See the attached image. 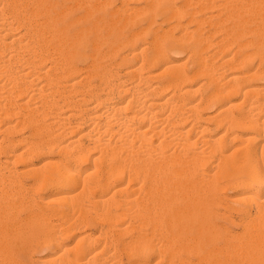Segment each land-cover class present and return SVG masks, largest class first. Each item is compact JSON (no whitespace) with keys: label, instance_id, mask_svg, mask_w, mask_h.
<instances>
[{"label":"bare ground","instance_id":"1","mask_svg":"<svg viewBox=\"0 0 264 264\" xmlns=\"http://www.w3.org/2000/svg\"><path fill=\"white\" fill-rule=\"evenodd\" d=\"M3 1L0 0V2H1L0 3V52L2 51L4 53H6L5 52L6 48H9L8 49L9 52H8L7 58L4 57V53H1V54H3V56L0 55V76H5L4 77L5 81H4V79H2L3 81H1V82H3V83L0 82V87L3 88V86L6 87V86L10 85L7 88L8 93L5 92L4 94H5V96L7 94H8V96H10V99L8 100V102L10 104H12V106L6 107V108H8V109L5 108L6 110L1 109L2 112H0V116L3 118V116L6 117L9 115V117L12 118L13 115H11V111L18 109V107H17L13 110L12 109L14 107L13 105L16 104L17 106H24V107H26L25 105H27V108L29 111H26L27 108L25 109V111L28 112V114H27L28 117H26V115H22L21 116L22 117L21 122H28L31 124V126L34 125L33 129L37 130L40 126L38 127V125H36L35 123L37 121H39V120H37L38 119L37 115L41 114L42 111L40 110V108L42 106L41 107L38 106L39 111H41V112L38 111V108L36 106L39 102H36L37 104L35 106L33 105V107H31V106L29 107V104H30L29 102H30L31 97L34 95L35 96H41L43 98V101L40 100L41 101L40 103H43V104L45 103L47 106H48V104H52V103H50V100L45 97L48 95H46L47 92H45L44 85L48 84L47 85V87L49 86L48 89L49 90L51 89V92L52 91L54 92V90H52V89H55V92H56V89L57 90L59 89V85L61 84L60 82L62 81V78H64V77H66L65 79H68L67 81H70V82H68L69 87L74 85L75 83H78V86H76V84H75V88L76 87L78 88L80 86V90H81V92H79L80 96L78 98V101L75 102L76 104L74 107L70 106L72 104H70V105L68 104L71 102L67 103L68 107H67V105H65L67 107V110L70 108L75 109L76 105L79 101H81V102L82 101L83 102L84 101H87V102L92 101V102H91V104H89L90 106H88V107L84 106V104H83V107L84 108L86 107V109H88V111L91 112V114H89L90 117L87 118V116H88L87 115L88 113H87L86 114L87 116H84L82 118V121H80V119H77L78 122H76L74 119V121L76 123H71L72 124V125L70 124L71 128L69 127V128L65 129V130L68 129L70 132V129H73V128L76 129V127L77 128L83 127V125L87 122L88 123L87 130H85V132L83 130L84 136H88L87 138H85V140L88 139V141L86 140L87 143L86 142L85 143L80 142L81 140H79V138H80V134L82 133L81 132V133H78L79 137L76 135L77 136V137L75 136L76 138L75 137H73V138L71 137V139L68 138L69 141L67 139V141L65 143H62L60 145L56 144L55 140H49L48 141L46 139V142L47 141L50 142V143L47 142L48 144H45L46 142H44L43 144L40 142L41 144H38V142H35V140H34V142H35L34 144H32L33 143L32 142L30 144L31 146L30 145L28 146L29 143H27L26 146L24 145V147H22V150H19L16 148L15 144L12 143V142H14L13 140H12V142L11 141L8 142L6 140L8 143L5 144L4 143L5 141L3 140L5 138L1 137L2 140L0 138V152L2 150V153L4 151L6 153V155L4 158L0 157V176H3L5 173L4 172L5 170L2 167H7V168H11V166L13 167V165H15L17 160L20 161L26 157L27 153L29 154V150L32 151V153H33L34 151L39 152L40 150L46 151L47 149L49 150V149H52L56 146V148H54V150H55V149H57V147L60 146L59 148L62 151V155H61L62 157H60V158L58 157L59 159H55V157L54 158L48 157L44 163L47 164V166H48V164H50L49 166H52V169H51V167L50 168L47 167V169L49 171L47 172L44 170L43 174L44 175L46 174V176H42L43 174L40 175V172H39L38 173L39 178L41 176V178L44 179V181H45V178H47V177H51V176H53V178H54V176H57V178L60 177V178H62L63 182L66 185L79 188L78 194L83 193V196L86 192H89V191H92V193L95 192V191H93V189H97V190L101 189L102 194L99 192H98L99 194H97V192L90 194V192H89V194L91 195L90 197L93 199L94 203L97 204L96 206L99 208V209H97V207H96V210L99 212V210L102 209V212H101V210H100V212H101V216L103 218L97 217V216L96 217L100 218L99 220H102V219L104 220V218L107 219L106 221L108 222V224L112 222L113 223V224H111L112 227L114 226L116 220H120V222H121V219H122V222H121L122 226L118 225L120 227H117L118 221L115 224L116 227L118 228V230H116V228H115V230L118 232V234H119V230H120V233H122V234H123V232L129 233V227H131V226H133V228L134 227L138 228V230L140 229L139 231L134 230V231H136L135 232L136 235L133 234L134 236L132 238L129 237L130 238V239H128L129 241L125 240L128 238V236L127 237L125 236L126 238L123 239V241H121L122 243L126 241L125 245L123 243V246H125V247L121 246L122 243L119 245L122 248H118L119 246L116 247L117 249L113 247V249L116 250L115 251L116 253H113V251H109V249H107L108 247L106 248L107 250L105 249V251H103L104 246L100 250H98L99 248L97 249L95 247H94L95 249H93L90 241L86 242V244H85L84 242L81 241L82 239H79L81 235L78 236V239L76 240L77 242H75V245H71L72 247L70 246V248H67V246H69V245L61 246L60 241L62 239L59 240L60 236H57V237L55 236L56 238L55 237L51 238V241L53 242V244L55 246H58V247L61 246L62 247V249L59 250L58 254L55 253L57 256V259L60 258L59 264H61L62 262L64 264H144V263L146 264L147 261H149L150 259L149 260L144 259L143 256H145V254L148 253L150 250L151 251L153 250L152 248L155 245V242H153L154 245L151 243L150 240L152 238L150 239L147 237L151 233H149L148 230H146L148 232V234H147V232L143 231V230H145L143 228H145V226H148V225L151 226V224H152L151 231H155L156 227L159 228L160 226L161 227L164 226L163 228H164V230L166 229V233H167L166 240L163 239V241H165V243L163 244L160 241V243L163 246H161L158 242V244L160 246L157 247V249L159 251V252L158 251L157 252L160 253V254H158V256H161L160 261L163 260L164 258H166V257H164V255L167 252L169 255L168 260H174L177 257V260H175V261L178 264H264V242L258 241L261 238L260 236L264 237V232H263L264 228L261 231L259 230L258 233H256L255 230H253L255 234L249 232V230H248L249 237L242 238V236L240 237V233L233 232L234 229L230 230L226 225H223V223L221 225V224L216 223L215 222L216 220L214 221V218L221 214L219 209L217 210L218 204L220 202H222L221 201L222 199L220 200L221 196L219 197V195H218V191H222V189L224 187H225V189H227L226 186H229L231 184H233V186H234L237 184L236 186H240V185L245 186V189L249 188L248 190H250L253 187L252 185H254V183H255V185L256 184L260 185L259 187L264 189V160H263L264 159L263 158L264 157V141H262L261 143H258V144L255 143L256 144V145H254L255 147H253V146L250 147L248 145L250 148H246L244 145V144H246L245 142H248V141H244V143L241 141L242 143H239V145L236 144V147L234 146L233 147L234 149L233 148L231 149L232 153H227V152L225 153L224 152V148H225L224 147L225 146L224 141L225 140H226L225 142L228 141V143H226V145H227L230 143L229 141H234L236 139L234 136H237V138L239 137V139L242 138L241 135L239 136L238 134H236V132H233L234 130L232 131V129H237L239 127H241V128L248 127V128H250L249 129L250 131H251V129H254V132L256 131L255 135L256 136L258 135L257 137L262 136V135H260L261 134L260 132L263 131V129H264V115H262L264 112V109H262L263 108V103H262L263 100L262 99H264V84H262L263 86L261 85L262 87H260L259 84H257L258 87H256V84H253V82L251 81V78L254 76H257L258 74H260V72L264 73V0H244L245 1L244 4L242 3L243 1H241V2L239 1L245 7L244 8L242 4H239L240 8H242V7L244 8V12L241 9L237 8L238 5H233L232 1L228 2L229 0L228 1L224 0L225 3L221 0H220L221 2L219 1L220 3L219 2L216 3L217 1L215 2V0H197L195 2H193V0H189V1H192L193 3H196V6H198L196 8H199L197 10L192 8L193 10L190 9L192 12L188 13V15H191V17L190 16L188 17L189 18L188 20H190V22L193 21L194 23H196V25H197L196 28L200 27L205 22H207V23L209 22L210 24H212V22H214L212 25L213 26L215 25L216 29H217L216 26H220V25L227 27V25H226L227 18L226 17H228V19L232 18L233 21L235 22V23L232 22V24L234 23V28L236 25L235 30H237V31H235L234 33H232V35H230L231 36L230 37L231 42L229 40H227V42H224V39L223 40L221 39L222 37L220 38L221 40L215 41L216 42L215 50H213L210 53L208 52L209 54L204 53V50L206 49V47L204 50H203V48L205 45H209L212 43L211 38H213V36H214V35L212 36L213 33H210L211 38H209L208 35H206V37H205V35L202 34L203 32L198 33L197 34L198 36L196 35L197 38L195 37L197 42L195 41L196 43L194 44L190 54L188 55V58L186 56L187 59H185V61H182V62L179 61V63L185 62L184 66H182V64H179L177 62H173L174 61V60H172L173 58L171 59V57L166 55V52H167L166 47L168 46V42L165 43L166 42L165 40H167V38L170 37V36L169 37L167 36L168 33H166V32L170 31L169 29L171 27H173L171 24H174V26H175V24L177 26L180 25V29L183 28L181 30L182 31L181 34H183V35L185 33L189 34V32L191 34L192 33L191 31L194 30L191 27H190L191 28V30H190V28L186 24H183L182 19L180 18V16L183 15L182 12L185 10V7H184V9H182V8H180V7H182V5H181L179 7L180 12H178L179 11L177 9L178 5L175 6L174 5L175 3L173 4V0H159V1H157V0H151L150 1L149 0V2L147 0L146 5L143 8L142 7L136 8L138 5L137 6L135 5L136 6L135 8H132V7L130 8L129 4H128V5H126L128 7H126L125 5L122 6L123 9L125 6L124 10L119 5L118 9L109 10L110 13L107 12L109 14L106 16L103 14L104 11L102 12V15L99 14L97 16L96 20L95 19L93 20L92 25L88 27V30L84 29L83 30L84 32H81V30H80L79 32H81V33H76L73 35V37L71 35V38H68V36H67L66 38L69 39V41H68L69 44H65V45H68L67 47H64L65 45L63 46L64 42L61 44L59 43L60 46H57V47L58 48L61 47V49L63 51H66V54L64 53L65 56L63 54V61L61 60V61L57 62V64L60 63V64H58V66L57 65H55V66L50 65V67L47 66L48 68L46 67V70L42 69L43 68L42 67L43 66L42 60L44 58V54H41L40 51L38 50V48L40 47L39 49L43 50V49H41V47H42L41 44L45 43V39H46V33L45 32H48L46 29H48V30L50 29L52 31L50 33L55 34L54 36H56V33L61 35V32L63 33V30L66 29V28H64L65 26H63L65 24H63V25L61 24L62 27H57L56 26L57 23L55 22L57 20H55V21L52 20L51 21V22H53L52 24H51V22L48 23L46 21L47 26H42L43 24L41 23L42 24L41 26H39V27L37 26V27H33V28L29 29L30 33H31V37H32V38L30 37V40L33 39V37H34L37 39V40L34 39L35 42L40 43V41L42 39L44 41L42 43H40L39 46H37V49L34 47L35 44H33L32 47L34 48V50H33L34 54H32V55L29 54V57H28V51H29L28 48L32 45L31 44L32 42L30 43L31 45H28L29 44L28 41L30 42V40H28V23L26 25L22 24L23 30H18V26L21 25L22 17H26V19H28V14H25L27 10H24V15H22L21 9L23 8L25 3L27 6V4L29 2H28V0H10V1L6 0L7 3L5 1L4 2ZM45 1L44 0L42 1L43 5H44V3H46ZM127 1H131V0H127ZM156 1H157V3H156ZM170 1L172 3H169ZM184 1H183V4H184ZM187 1H185V4L187 3ZM189 1H188V3L192 5V3ZM20 2H23L24 4L23 3L20 4ZM53 2L54 1H52L51 3H53ZM102 2H103V0H102ZM144 2H145V0H144ZM165 2H166V4H165ZM37 3H36V5H37ZM229 3H231L233 5V7ZM245 3H246V5H245ZM228 4H229V6H231L233 8V11L231 8L232 13L229 10V11H227V15H226V13H225L226 11L223 12L225 9L222 10V8H227V7L230 8L228 6ZM21 5H22V7H21ZM78 5H79V3H78ZM171 5L172 6L174 5L175 7H172ZM26 6H24V9H27ZM37 6H35V7L38 10ZM184 6H186V5H184ZM120 8L122 9V11ZM212 8H217L216 10L219 9L218 12L217 11L215 12L216 15L214 12L209 14V12H212L211 11ZM228 8L226 10H228ZM50 9H52V8H50ZM181 9H182V12H181ZM237 9H239V10L236 14ZM168 10H170V12ZM240 10H241V12H240ZM167 11L169 12L167 14L168 18L171 17L172 19H175L176 21L174 20L175 22L171 23V24H169V22H168V24H169V26H167L168 28H164V27H162L161 24H159L158 27L164 29L163 33L157 34L159 32H156L157 30H155L154 35H153L154 37H152L153 39L151 41L146 42V43H148L147 45L143 44L142 47H139L140 45H138V43L143 39L145 34H147V31H152V29H155L153 27L151 29L150 28L151 25H153V24L156 25L155 23H157V25H158L159 22H157V20H156V15H158V16H160V14L163 15L162 13H165V12L167 13ZM202 11H203V16L201 15L198 18L197 15L199 14V12H202ZM60 12H61V10H60ZM222 12L225 13V14H222L223 16L221 15ZM228 12H230V13H228ZM38 13H40V11ZM61 13H63V11ZM61 13H60V16L63 15ZM88 13H90V10H88ZM218 13L221 17H219ZM139 15H141V16L143 15V18H144V16H146L145 19L147 20V23H146L147 26H142V27H138L135 29V28H133V22L136 20V18ZM216 16L219 17V20H216V18H215ZM32 17H34V16H32ZM31 18H30V20H31ZM58 19H60V18H58ZM71 19H74V18L72 17ZM166 19H167V17H166ZM69 20H70V17H69ZM71 21H73V20H71ZM71 21H69L70 24H71ZM161 22H163V21L161 20ZM231 28H233V25ZM232 30L233 29H231V31ZM226 31H228V30H226ZM231 31H229L230 34H231ZM64 32H66V31H64ZM71 32H69V33H71ZM74 32H77V31H73V33ZM73 33H71V34H73ZM86 33L88 36V40H89V36L92 35V40L90 43L92 45V47H91L92 52L90 53L92 55V58H91L92 61H91L90 65H88V63L86 64V65H88V68H90L88 71H86V74L83 72L84 74L80 75V77H82V75H83L84 78L87 80L86 82L84 81V83H83L84 79L83 80L80 78L78 80L76 78L74 79V77L76 75V70H77L76 66L77 65L76 64L74 65V63L72 62V59H73L74 54L76 53L75 52V46H77L79 43H81V41L84 40ZM190 34H189V36H190ZM9 35H10V39H7V37H9ZM172 35L173 34H171V36ZM179 35H180V33H179ZM179 35L177 36V38L182 36V35H180V36ZM224 35H223V37H225ZM246 35L251 36V38H249V37L244 38ZM62 36H63V34H62ZM62 36H59L60 39L62 38ZM56 38H58V37H56ZM38 39H40V40H38ZM60 39H58V40H60ZM185 39H187V38H185ZM215 40H217V39H215ZM56 42H57V40H56ZM44 46H45V44H44ZM137 46L140 49H138ZM212 46L213 45H211L210 47H212ZM32 47L30 49L31 51H32ZM46 47H47V45H46ZM129 47L131 48L130 51H128ZM179 47H180V45H179ZM233 47H235L234 52H233V50L231 51V49H233ZM249 47H253L256 50L252 49L250 51V50H248ZM42 48H44V47H42ZM47 49H45V50H47ZM137 49H138V51H137ZM125 50H127L128 52L126 51L127 53H125L124 52ZM59 52H62V51L60 50ZM30 53H33V52H30ZM80 53H81V51H80ZM219 53H220V55H219ZM217 54H218V56L215 57V55H217ZM256 54H257V56L260 57V58H258V60L259 59L260 60H259V65L257 64V66L255 67L254 62H253V59L255 57H253V55H256ZM107 55H108V57H105ZM52 56H54V55H52ZM131 56L132 57L138 56V57H140V60H138V62H136V65L128 66L129 68L124 69L125 71L123 70V72H125L128 75L126 77H130L129 74L131 75V73L134 74V79L129 78V79H131L130 80L131 85L129 86L127 84L128 87H126V86H124L125 84L122 85V83L126 79H124V81L123 80H117V79H119V77L116 78L115 76L118 73L117 72L118 68L116 71H114V70H115L116 66L119 64H126V65L130 64V65H132L133 62L131 61V58H132ZM192 56L194 57L195 61L191 67H188L189 68L188 69L185 64H186V61L188 59L190 60V57H192ZM210 57H212V58L213 57H215V58L220 57L222 59L220 62L230 64V66L226 65L227 67H225L226 69L228 68L231 70V73H230L229 77L227 78L228 80L226 81V83H224V82L221 83V85L220 84H214L212 86L211 90L209 92L207 91L208 93L205 96L201 95L200 98L198 96V99L189 98L190 96L187 94H190L192 91H195L194 89L191 88L190 85L192 82L191 78L193 76H195L196 74H204V75L209 74V76L211 78L210 81L216 82L215 81L216 76L214 74H212V71H211V73L208 72V67H210L211 65L209 64L210 62L208 63L207 58L210 59ZM14 58H16L17 59L16 61H19V63L22 62L21 63L22 65L18 64V65H20V67H18L17 70H15L16 68L13 69V70H15L13 72L11 69H8V66H9L8 64L11 63V62L10 63H8V62L11 59L13 61ZM101 58L102 59L105 58L103 64L100 60ZM107 58L109 60V61L107 60L108 62L106 61ZM215 58H213V61ZM183 60H184V58H183ZM210 61H212V60H210ZM218 62H219V60H218ZM14 63H15V61H14ZM104 63H106V64H104ZM54 64H56V63H54ZM214 64H216V63H214ZM161 65H163V67L160 68L162 70L161 71L159 70L157 73H155L156 72L155 69ZM212 65H213V63H212ZM218 65L220 66V64H218ZM216 66L217 65H215V67ZM77 67H80V66H77ZM82 67H83V65H82ZM84 67H86V66H84ZM223 67L224 66H222V68ZM225 68H223V70ZM209 69L211 70V68H209ZM221 69H220V71H222ZM226 69L224 70V72L225 71L227 72L228 69L227 70ZM9 70H11L12 72H10ZM120 71H121V69H120ZM216 71H218V70H216ZM220 71H219V73H220ZM213 72H214V70H213ZM40 73L44 74V76L46 77L47 84H45V83H42L43 85L37 84L38 85L37 87H35L36 85L34 84L35 86L32 87L33 88V90H32L31 87L29 86V84H27L29 82L28 77L31 75H32V77H33V75L36 77H40L39 76ZM215 74H217V73H215ZM220 74H219V77H220ZM204 75H201V76H204ZM90 78H95L94 79L95 81L93 82L91 80H88ZM70 79H72V82ZM208 79H209V77H208ZM217 79H218V77H217ZM32 80H30V83H32L34 81V80L33 81ZM74 80H76V81H74ZM151 80H156V81L154 82ZM204 80L205 79H203V81ZM150 81L154 82V84L149 85ZM127 82H129V81H127ZM57 84H59L57 86L58 88L55 87ZM65 84L63 83L62 86H64ZM121 86H123V87H121ZM27 87H28V89H31V91H33V92H30V93H32L31 94L32 96L28 95L29 98L28 97L24 98L22 96L23 98H21L19 100L20 102L19 101L17 102V100H15L18 96L15 97V99H13L14 94H18V93L22 94V92H25V89H27ZM62 88H64V87H62ZM165 88L169 89V95L167 97L165 96L166 98L164 100H162V98L157 99V98L153 97V94L155 96L157 93L163 92V89L165 91L166 90ZM49 90H46V91H49ZM71 90L72 89H70V91ZM77 90H79V88ZM2 91H3V89H2ZM27 91H29V90H27ZM72 91H74V90H72ZM238 91L240 93H243L244 96L242 95V99H243L242 102L243 103L246 102L248 104L247 105L248 109L247 110L245 109L246 112H244V111L239 112L240 114L238 113V115H235L234 112L231 113L230 107L232 106V104H231L230 100H231L232 94H234ZM57 92H61V90H59ZM62 92L60 93V95L62 94ZM65 92H68V91L66 90ZM74 92H71V93H74ZM122 92H125V93L130 92V93H128V95H131V96L127 97L128 99L123 98L126 101L124 103H122V101L120 100L121 94L124 95V93H122ZM28 93L26 92V94H28ZM36 93H39V94L37 95ZM75 93H78V91ZM176 94L179 95V97L177 99L174 98V96ZM250 94L251 95L255 94V96L251 97ZM60 95H59V97H60ZM63 95H64V93H63ZM157 95H159V94H157ZM185 95H187L189 97H186ZM260 95H261V98L263 97L262 99L259 98ZM49 96H51V95H49ZM76 96H78V95H76ZM64 97H65V95H64ZM123 97H125V96H123ZM176 97H177V95H176ZM33 98L37 99L38 97L37 98L33 97ZM52 98H53V95H52ZM75 99H76V97H75ZM4 100H6V99H4ZM13 100H15V102H13ZM64 101L66 102L65 98H64V100L61 99L60 104L64 105ZM70 101H72V100H70ZM169 101L171 102L170 105L168 104ZM31 102H33V99H31ZM53 103H54L53 105L59 106V109L61 110V112H62V108H63V110L66 109V108H64L65 106L64 107L61 106L62 108H60V105L57 102L56 103L53 102ZM5 104L6 103L3 102L1 105H5ZM236 104H238V103H236ZM39 105H41V104H39ZM99 105H102L101 109L99 108L98 109L99 111L95 110L97 108V106H99ZM217 105H218V108H216L217 110L215 109L216 111H213V113L214 112L215 113L211 114L210 116L206 115L207 117H205L203 119H206V118L212 119L215 124L219 123L220 121L221 122L223 121L227 125V127L225 129V126H226L225 125L224 131H219L220 135L219 134L216 135L217 137L212 135L213 136L212 137L210 135H206V133L210 132L209 131L211 129L210 127L206 126V124L198 125L197 119L205 116L204 115L205 113L204 112H203L204 114L200 113L198 116L195 115V117L193 115L196 114L200 110L205 111L206 108L210 109L211 107L217 106ZM147 106H150V108H152V109H147ZM50 107H52V106L50 105ZM50 107H48V108H50ZM181 107L187 108L189 110L188 111L189 113L192 112L191 114H193V112H194V114L192 116H193V120H196V121L189 119L191 116L187 115V111L185 108H184V110H185L186 114L184 116H182V118H179L178 110L182 111V109H180ZM239 107H241V106H239ZM36 108H37V110H36ZM55 108H57V106H55ZM77 109H78V113H81V111L79 112V107ZM83 109L80 107V110H83ZM42 110H43V108H42ZM15 111L17 112V110H15ZM20 111H18V112H20ZM25 111H22L21 113H23ZM37 111L39 112V114ZM44 111L45 110H43V113H45ZM49 111H51V110H49ZM55 111H58V110L55 109ZM250 111L251 112L253 111L252 112L253 114ZM1 113H2V115H1ZM17 113H15V115ZM66 113H68V112H66ZM69 113H70V115H73V112H69ZM78 113H76V114H78ZM46 114H47V112H46ZM74 114H75V111H74ZM181 114H182V112H181ZM18 115H20V114H18ZM65 115H67V114L64 113V116H62V118L68 116V115L67 116H65ZM174 115H175V118H174ZM40 116H42V115H39V117ZM44 116H46V115L44 114ZM1 117H0V121H1ZM54 117H56V116H54ZM16 119H19V118H16ZM57 119L58 118H56V120ZM182 119H184L183 122L187 119L191 120L193 122L189 121L191 123L188 122V124H186L185 122H187V121H185L184 123H182V121H181ZM51 120L50 121L53 122L55 120V118H53ZM61 120H59L57 122L61 123L60 122ZM200 120H202V119H200ZM16 121L20 122V120H16ZM54 122H56V121H54ZM62 122H64V121H62ZM179 122H181V125H179L180 124ZM221 122H220V125L222 124ZM47 123H48V121H47ZM69 123L70 122H68L67 125H69ZM206 123H207V121H206ZM3 125H4V123H3ZM203 125H205V126H203ZM223 125L224 124H222L221 126H223ZM13 126L14 125H8V127H6V125H5V128H7V132H8V130H10V127L12 128ZM20 126H18V127H20ZM23 126H24V124H23ZM41 126L45 128V126H43V125H41ZM65 126H66V124H64L63 128H65ZM215 126L216 125H214V127ZM15 127H13V128H15ZM18 127H17V129H18ZM40 128L38 131L42 130ZM47 128H48V126H47ZM74 129H73V131L71 130L72 133L75 131ZM239 129H237V130H239ZM4 130H3V132H4ZM65 130H63V131H65ZM244 130H246V129H244ZM55 131L58 133L57 130H55ZM43 132H45V131H43ZM51 132H49V133H51ZM59 132H60V130H59ZM69 132H65L66 133L65 135H67V133H69ZM252 132H253V130H252ZM4 133H6V131ZM40 133H41V135L40 134L39 135L41 136V138H42V136L43 137L46 136L45 138H49V135L47 136L45 133H42V132H40ZM47 133H48V131H47ZM60 133L62 135L64 132H60ZM69 134H71V133H69ZM211 134H212V132H211ZM55 135L58 136V134H56V133L54 134V136L51 134L52 137H56ZM82 135H83V133H82ZM242 135H243L242 139H246V140H249L252 136V134H250L251 136L249 135L250 137L248 135H246L247 137H244L245 136L244 134H242ZM255 135L253 134V137L251 139L253 140L255 138V141H256L257 138ZM1 136H3V135H1ZM20 140L22 141V139H20ZM58 140H60V139H58ZM18 141H19V139H18ZM43 141H44V139H43ZM61 141L62 140H60V142ZM56 142H58V141H56ZM240 144H243L244 146H242ZM250 145H251V142H250ZM241 147H245L246 149L244 150V148H241ZM28 148H30V149H28ZM240 148L242 150H244L243 155L241 154L242 151L241 152L239 151L240 154L237 151V153H238L237 156L240 155V157L239 158L234 157L236 155V154L234 155V152L238 149L240 150ZM52 150H51V153H52ZM231 150H229V151L231 152ZM216 153L218 154L217 159L214 156V154H216ZM207 156H209V159H211V161H212V158H210V156L211 157L214 156L215 159L214 158L213 159L216 162L214 160L212 162L209 160L211 162V165H209ZM255 157H256L257 161H258V159L259 160L261 159V162H259L258 164L253 166V165L249 164V162L251 163V160L255 159ZM89 158L92 159L89 166L83 170H80L81 163L83 161L88 160ZM231 158H233V159L231 160ZM200 162H202L201 165H199ZM213 162H215V163H213ZM42 166L45 167V165H43V164H42ZM1 168H2V170H1ZM15 168L13 167V169L12 168L11 169L14 170V172H17V169L15 170ZM33 168L32 169L30 168L31 171H33ZM213 169H214V172H213ZM34 170H35V168H34ZM41 170H42V168H41ZM219 170H220L221 174H220ZM9 171H7V173ZM24 171L27 172V170H24ZM12 172L13 171H11L10 176L8 175L9 177L6 180V182L0 181V200L2 199V201H0V202L7 200V201H9V202H7V205L9 206V208L13 207V209H14L17 207V203H15V201H13L11 197H14V195L16 197L19 194H16V192H15L16 190L14 189L15 188L14 186H13L14 188H12V189H14L13 192H11V189H10L11 185L9 184L10 188L8 186V183H10V182L13 183L14 179H15V181L17 180L16 179L17 174L14 176V174H13L14 172L13 173ZM217 172L219 174H216ZM7 173H5V175H7ZM216 175H218V177ZM214 176L217 178L220 177V180H222V179H224V180H222V182H221L220 180L215 179ZM3 177L5 178V176H3ZM41 178L38 179V181L40 182V185H42L41 182H43V180L41 181ZM38 181H37V183H39ZM220 182H221V185H220ZM17 183L15 182L13 184H17ZM43 184H45V183H43ZM220 186L222 188L219 190ZM38 187H40V186H38ZM111 187H113V188H111ZM230 188H231V186H230ZM261 188H259V190H255V189L252 190L251 192L253 194L247 193V194H245L244 197L247 196L246 199H248V197L256 199L255 197L259 196V198H260V196H261L260 194L262 193V190H260ZM26 189L27 188H25V190ZM245 189H244V192H245ZM23 192H20V193H23ZM219 194H221V193L219 192ZM63 195L64 194H62V196ZM223 196L227 197L225 194ZM64 197L65 198L71 197L70 199H72V197H74V195L68 194V196L64 195L61 198H64ZM87 197H88V194H87ZM87 197H86V199H87ZM244 197H240L239 199L240 200H241V198L244 199ZM232 198H234V197H232ZM232 198H230V200ZM9 199H11V200H9ZM262 199H264V196ZM23 200H24V198H23ZM61 201H62V199H61ZM249 201H251V200H249ZM262 201L264 202V200H262ZM217 202H218V204H217ZM253 202H256V201L253 200ZM5 204H2V205L4 206ZM68 204L70 206V203H68ZM216 204H217V206H215ZM228 204H230V202H228ZM261 204L262 203L260 202L258 205L260 206ZM25 205H26V203H25ZM219 205L221 206V204H219ZM254 205H255V203H254ZM0 206H1V204H0ZM8 206H7V208H8ZM222 206H225V205L222 204ZM259 206H257L256 209L259 208ZM263 206L261 205L262 210H260V208H261L260 207L259 209H257L258 210L257 212L255 211L256 209L254 207L250 206L251 209L249 211L247 210L248 212L246 213L247 218H245V216L243 215L239 218L240 221H236L238 217L236 219H232L230 221L232 223L239 224L242 221V219H244L242 222V223H244V225L242 227L247 231V229H249L253 225L260 223V221H264V208H263ZM74 207H75V203H74ZM74 207H73V210H74ZM225 207L228 208L227 206H225ZM225 207H223V208H225ZM7 208L5 211L8 210ZM70 208H72V206ZM234 208L236 210V207H234ZM241 208H243V207H241ZM252 209H255V210L253 211ZM1 210H2V208H0V219H1V222H3L2 216H4V213H6V212L1 211ZM3 210H4V207H3ZM231 210H233V209H231ZM251 210L253 212H250ZM79 211H80V209H79ZM13 212L14 211H12V213ZM17 213H18V211H17ZM76 213H78V210L76 211ZM223 213H224V215L226 214L225 211H223ZM60 214H62V213H60ZM9 215H11V214H9ZM224 215H222V216L220 215V216L224 217ZM9 217H11V216H9ZM23 221H24V219H23ZM38 221H39V219H38ZM109 221H111V222H109ZM7 222H9V221H7ZM34 222H35V219H34ZM63 222L65 225V221H63ZM18 223H21V222H18ZM45 223H46V221H45ZM45 223H44V225H45ZM3 224H4V222H3ZM3 224H0V236H1L0 237V255L3 253H6L7 255H5V256L8 257V255H9V257H8L9 259L7 258L8 259L7 262H6V260H4L5 261L4 262L3 261L4 258L1 257L2 260H0V261H2V263L4 262V264L5 263L6 264H17L13 260L14 258L12 255H13V253H15L17 251L16 248L18 245L17 244L18 241L22 242L23 239L25 240L26 236L28 237V233H25V229H24L25 227H23V226H26V224L25 225L23 224V226L22 225L19 226V225H17V223H15L19 227H14V228H12V227L10 228L9 227L10 225L8 226V224H4V225ZM118 224H120V223L118 222ZM1 225L3 227H1ZM233 225H235V224H233ZM21 226L23 228H21ZM52 226H53V224H52ZM44 227H46V226H44ZM47 227H50V226L47 225ZM69 227L68 228L66 227V228L69 230ZM66 228H65V230H67ZM104 228H106V227H104ZM257 228H259V227H257ZM100 229H102V228H100ZM113 229H114V227H113ZM126 229L128 231L125 232ZM68 230H67V232H68ZM131 230H132V228L130 229V231ZM100 231H102V230H100ZM112 231L115 232L116 236L118 235V234H116L117 233L116 231H114V230H112ZM112 231H110V229L108 230V232H112ZM156 231H157V229H156ZM160 231H159V233H160ZM251 231H252V228H251ZM105 232L104 233L107 234V231H105ZM70 233H71V231H70ZM100 233H102V232H100ZM153 233H152V235H153ZM250 233L252 235H250ZM25 234H27V235H25ZM55 234H57V233H55ZM46 235H48V234H46ZM102 235H104V234H102ZM162 235H163V233H162ZM97 236H98V234H97ZM145 236H146V239L143 238ZM157 236H159V235H157ZM257 236L260 237L258 240H257V238H258ZM30 237H32V236H30ZM62 237H63V235H62ZM104 237H106V235H104ZM107 237L109 238V236H107ZM151 237H153V236H151ZM222 238H224L225 241H223L221 243ZM27 239L28 238H26V240ZM32 239H31V241H32ZM49 239H47V240H49ZM143 239H145V240H143ZM147 239H148V241H146ZM105 240L107 241L108 239L106 238ZM110 240H111V238H110ZM31 241H29V242H31ZM35 241H37V240H35ZM38 241H40V240H38ZM79 241H81V242H79ZM142 241H145V242H142ZM24 242H22V243H24V245L26 247L27 242L26 241H24ZM110 242L112 243V241H110ZM148 242H150L151 244ZM158 244H156V245H158ZM106 245L107 244H105V246ZM108 245H109V243H108ZM25 247H24V250H25ZM27 247L29 248V246H27ZM101 247H102V245H101ZM259 247H261L262 250H259L258 249ZM21 248H23V246H21ZM91 248H92L93 253L91 252L92 254L89 255L86 252H87V250H89ZM155 248H156V246H155ZM15 249H16V251H15ZM157 249H155V250H157ZM257 249L259 251H257ZM192 251H193V254L195 255V258H194L195 260L192 258L193 254H190L191 256L188 254ZM111 252L113 253L114 256H112ZM153 254H154V252H153ZM96 255H97L98 259H97ZM124 256H126V259H124L125 258ZM29 257H31V256H29ZM109 257H112L114 260L112 258H109ZM94 258H96L97 260ZM108 258L111 260V262H109V263H108V260H109ZM146 258H148V256ZM30 259L32 260V258H30ZM155 261L159 262V261H157V259ZM171 262H173V261H171ZM170 264H173V263H170Z\"/></svg>","mask_w":264,"mask_h":264},{"label":"rangeland","instance_id":"2","mask_svg":"<svg viewBox=\"0 0 264 264\" xmlns=\"http://www.w3.org/2000/svg\"><path fill=\"white\" fill-rule=\"evenodd\" d=\"M1 1H3V0H1ZM6 3H7V1L6 0H4ZM3 1V2H4ZM10 1V0H9ZM8 1V2H9ZM43 0H28V4H27V6H26V3L24 4L23 2H20V4L21 3H23L24 4V6H26V8L27 9H24V6H23V10L21 9V13H22V15H24V10H27L26 11V13L25 14H28V19H26V17H22V19H21V25H19L18 26V30H23V25H26L27 23H28V40H30V37H31V33H30V30L29 29H31V28H33V27H39V26H41L42 24V26H47L46 25V23L48 22V23H50L52 20L53 21H55V20H57V21H55L56 23V26L57 27H62V25L63 24H65V25H63V26H65L64 28H66L65 30H63V33L61 32V35L60 34H57L56 33V36H54L55 34H51L50 32H52L50 29L48 30V29H46L48 32H45L46 33V39H45V43H42L44 40L42 39L41 41H40V43H42L41 44V46L42 47H44V48H42L41 47V49H43V50H40L39 48H38V50L40 51V53L41 54H44V58H43V70H46V67L47 66H49L50 67V65H53V66H55V65H57L58 66V64H60V63H58L57 64V62H59V61H63V54L65 53L66 54V51H63L62 49H61V47H57V46H60V44L61 43H63L64 42V44H63V46L65 45V44H69V39H67L66 37L68 36V38H71V35H72V37H73V35L74 34H76V33H81V32H84L83 30L84 29H87L88 30V27L89 26H91L92 25V22H93V20L95 19L96 20V18H97V16L100 14V15H102V12H103V14L106 16V15H108L110 12H109V10H114V9H118L119 8V5H120V7H122L123 5H128L129 4V7L131 8H135L137 5L139 6H137L136 8H140V7H144L145 5H146V2H147V0H145V2H144V0H131V1H127V0H103V2H102V0H44L46 3H44V5H43V2H42ZM50 1V2H49ZM52 1H54L53 3H51ZM110 1V2H109ZM151 1V0H150ZM157 1H159V0H157ZM157 1H156V3H157ZM183 1L184 0H173V4L176 6V5H178L176 8L179 10L180 8H182V9H184V7H185V10L182 12V9H181V12H182V14L183 15H181L180 16V18L182 19V22H183V24H186L189 28L191 27L192 29H194V30H192L191 32V34H190V32H189V34H190V36H189V34H187V33H185L184 35L183 34H181L182 33V29L183 28H181L180 29V25H176L175 24V26H174V24H171V23H174L176 20L175 19H172L170 16V18H168V16H167V14L170 12V10H168L167 11V13L165 12V13H162L163 15H161L160 14V16H158V15H156V20H157V22H159L158 23V25H157V23H155L156 25H151V29H152V27L153 28H155V29H152V31H147V34H145V36L143 37V39L138 43V45H140L139 47H142L143 46V44L145 45H147L148 43H146V42H148V41H151L153 38L152 37H154L153 35H154V32H155V30H157L156 32H159V33H157V34H161V33H163V28H160V27H158L159 26V24H161L162 25V27H164V28H168L167 26H169V24H171L173 27H171L169 30L170 31H167L166 33H168L167 34V36L169 37V38H167V40H165L166 42L165 43H167L168 42V46L166 47V55H168L169 57H171V59L172 60H174L173 62H177V63H179V61H185V59H187L188 58V55L190 54V52H191V50H192V48H193V46H194V44L197 42L196 41V38H197V34L198 33H202L203 35H205V37H206V35H208L209 36V38H211V34L210 33H213L212 34V36H213V38H211L212 39V43L211 44H209L210 46L211 45H213L212 47H210L209 45H203L204 46V48H203V50L205 49V47H206V49L204 50V53H210V52H212L213 50H215V47H216V42L215 41H218V40H223L224 39V42H227V40H229L230 42H231V39H230V35H232V33H234L235 31H237V30H235L236 29V25H235V28H234V21H233V19L232 18H230V19H228V17H226L227 18V20H226V25H227V27L226 26H223V25H220V26H216L217 27V29L215 28V25L213 26L212 24L214 23V22H212V24H210L209 22L207 23V22H205V23H203L200 27H197L196 28V23H194L193 21H191L190 22V20H188L189 18V16L191 17V15H188V13L189 12H192L191 10H193V9H199V8H196V7H198V6H196V3H193V2H195V1H197V0H193V2L192 1H189V2H191L192 3V5L191 4H189L188 3V1L187 0H185V1H187V3L185 4V1H184V4H183ZM217 1V2H216ZM220 0H215V2L216 3H218ZM221 1H223L224 2V0H221ZM220 1V2H221ZM228 1V0H227ZM226 1V2H227ZM232 1V3H233V5H238V7L237 8H239V9H241L243 12H244V0H229L228 2H231ZM236 1V2H235ZM241 1H243L242 3H240ZM37 3V5L39 6H37L36 5V3ZM95 2V3H94ZM148 2H149V0H148ZM219 2V3H220ZM222 2V3H223ZM1 3V2H0ZM56 3V4H55ZM78 3H79V5H78ZM98 5H97V4ZM121 3V4H120ZM127 3V4H126ZM169 3H172L171 1L169 2ZM225 3V2H224ZM235 3V4H234ZM22 4V5H23ZM101 4V5H100ZM134 4V5H133ZM142 4V5H141ZM165 4H166V2H165ZM189 4V5H188ZM229 4H231V3H229ZM229 4H228V6H229ZM239 4H242L243 5V7L242 8H240V5ZM22 5H21V7H22ZM96 5V6H95ZM136 5V6H135ZM172 6V7H175V6ZM182 5V7H180ZM184 5H188L187 7L186 6H184ZM232 5V4H231ZM233 5H232V7H233ZM241 5V6H242ZM245 5H246V3H245ZM35 6H37V8H38V10L36 9V7ZM49 6V7H48ZM63 6V7H62ZM125 6H124V9H125ZM166 6V5H165ZM48 7V8H47ZM69 7V8H68ZM115 7V8H114ZM117 7V8H116ZM126 7H128V6H126ZM180 7V8H179ZM230 8H228V10H226L227 8H222V10L223 9H225L223 12H225L226 13V15H227V11H231V6H229ZM50 8H52V9H50ZM60 8V9H59ZM193 8V9H192ZM36 9V10H35ZM121 9V8H120ZM122 9H123V7H122ZM122 9H121V11H122ZM123 9V10H124ZM191 9V10H190ZM217 8H212V12H209V14L210 13H215L216 11L218 12L219 11V9L218 10H216ZM236 9V8H235ZM239 9H237V11H236V14H237V12H238V10ZM60 10H61V12L63 11V13H61L60 12ZM88 10H90V13H88ZM188 10V11H187ZM214 10V11H213ZM241 10H240V12H241ZM23 11V12H22ZM30 11V12H29ZM40 11V13H38ZM163 11V10H162ZM232 11H233V8H232ZM232 11H231V13H232ZM28 12V13H27ZM44 12V13H43ZM58 12V13H57ZM65 12V13H64ZM107 12H109V13H107ZM178 12H180V10L178 11ZM221 13V15L222 14H225V13ZM242 12V13H243ZM34 13V14H33ZM36 13V14H35ZM60 13L61 14H63L62 16H60ZM185 13V14H184ZM228 13H230V12H228ZM77 15V16H76ZM81 15V16H80ZM170 15V14H169ZM180 15V14H179ZM188 15V16H187ZM203 16V11L202 12H199V14L197 15V17L199 18L200 16ZM215 15H216V13H215ZM218 15H219V13H218ZM225 15V16H226ZM26 16V15H25ZM32 16H34V17H31ZM38 16V17H37ZM60 16V17H59ZM80 16V17H79ZM85 16V17H84ZM140 16V17H139ZM137 18H136V20L133 22V28H138V27H142V26H147V20L145 19V17L146 16H144V18H143V15L141 16V15H139ZM223 16V15H222ZM69 17H70V20H69ZM74 18V19H71V18ZM166 17H167V19H166ZM219 17H221L220 15H219ZM219 17H215L216 18V20H219ZM233 17V16H232ZM30 18H31V20L33 21H31L30 20ZM58 18H60V19H58ZM78 18V19H77ZM164 20H163V19ZM223 18V17H222ZM141 19V20H140ZM29 20V21H28ZM40 20V21H39ZM71 20H73V21H71ZM161 20L163 21V22H161ZM175 20V21H174ZM215 20V19H214ZM36 21V22H35ZM45 21V22H44ZM47 21V22H46ZM69 21H71V24L69 23ZM230 21V22H229ZM35 22V23H34ZM44 22V23H43ZM73 22V23H72ZM168 22H169V24H168ZM185 22V23H184ZM187 22V23H186ZM232 22H234L233 24H232ZM42 23V24H41ZM53 22H51V24H52ZM23 24V25H22ZM33 24V25H32ZM62 24V25H61ZM70 24V25H69ZM192 24V25H191ZM69 25V26H68ZM190 25V26H189ZM195 25V26H194ZM211 25V26H210ZM232 25H233V28H231L232 27ZM67 26V27H66ZM185 26V25H184ZM203 26V27H202ZM80 27V28H79ZM158 27V28H157ZM194 27V28H193ZM225 27V28H224ZM71 28V29H70ZM191 28H190V30H191ZM215 28V29H214ZM75 29V30H74ZM150 29V30H151ZM221 29V30H220ZM230 29V30H229ZM231 29H233L232 31H231ZM81 30V32H79ZM172 30V31H171ZM189 30V29H188ZM189 30V31H190ZM199 30V31H198ZM202 30V31H201ZM226 30H228V31H226ZM64 31H66V32H64ZM72 31V32H71ZM73 31H77V32H74L73 33ZM181 31V32H180ZM208 31V32H207ZM218 33H217V32ZM220 31V32H219ZM229 31H231V34H230V32ZM69 32H71V33H73V34H71V33H69ZM207 32V33H206ZM216 32V33H215ZM225 32V33H224ZM229 32V33H228ZM69 33V34H68ZM173 34L172 36H171V34ZM178 33V34H177ZM179 33H180V35H182L181 37H179V38H177V36L179 35ZM228 35H227V34ZM62 34H63V36H62ZM67 34V35H66ZM170 34V35H169ZM176 34V35H175ZM220 34V35H219ZM225 34V35H224ZM62 36V38L64 39H60V37L59 36ZM179 35V36H180ZM188 35V36H187ZM192 35V36H191ZM195 35V36H194ZM197 35V36H196ZM218 35V36H217ZM223 35L225 36V37H223ZM48 36V37H47ZM184 36V37H183ZM220 36V37H219ZM56 37H58V38H56ZM190 37V38H189ZM196 37V38H195ZM222 37V38H221ZM227 37V38H226ZM251 38V36H249V35H246L244 38ZM32 38V37H31ZM86 38V39H85ZM185 38H187V39H185ZM221 38V39H220ZM226 38V39H225ZM7 39H10V35H9V37H7ZM34 39L35 40H37L36 38H34L33 37V39H31L30 40V42L28 41V45H31L29 48H28V57H29V54L30 55H32V54H34V48L32 47L33 46V44H35L34 45V47L37 49V46H39V44L40 43H38V42H35L34 41ZM58 39H60V40H58ZM150 39V40H149ZM166 39V38H165ZM185 39V40H184ZM215 39H217V40H215ZM38 40H40V39H38ZM55 40V41H54ZM56 40H57V42H56ZM91 40H92V35H90L89 36V40H88V36H87V33H86V35H85V37H84V40L83 41H81V43H79L77 46H75V54H74V56H73V59H72V62L74 63V65L76 64L77 66H80V67H77L76 66V75H75V77H74V79L76 78L77 80L80 78V79H84L83 80V83H84V81L86 82L87 80L84 78V76L82 75V77H80V75L81 74H86V71H88L90 68H88V65H90V63H91V61H92V55L90 54L91 52H92V45L90 44L91 43ZM226 40V41H225ZM48 41V42H47ZM196 41V42H195ZM32 42V43H31ZM47 42V43H46ZM84 42V43H83ZM31 43V44H30ZM53 45H52V44ZM56 43V44H55ZM59 45H58V44ZM44 44H45V46H44ZM46 45H47V47H46ZM83 45V46H82ZM179 45H180V47H179ZM55 46V47H54ZM68 45H65L64 47H67ZM172 46V47H171ZM31 47H32V51L30 50L31 49ZM46 47V48H45ZM57 47V48H56ZM138 46H137V48L138 49H140ZM171 47V48H170ZM48 48V49H47ZM184 48V49H183ZM234 48L235 47H233V49H231V51L233 50V52H234ZM9 48H6L5 49V52L6 53H4V52H0V55H2L3 56V54H1V53H4V57H6L7 58V55H8V52H9V50H8ZM45 49H47V50H45ZM77 49V50H76ZM130 47H129V50L128 51H130ZM138 49H137V51H138ZM252 49H254V50H256L255 48H253V47H249L248 48V50H252ZM62 51V52H59V51ZM190 50V51H189ZM4 51V50H3ZM43 53H42V52ZM57 51V52H56ZM80 51H81V53H80ZM127 50H125L124 52L125 53H127L126 52ZM230 51V52H231ZM30 52H33V53H30ZM49 52V53H48ZM147 52V51H146ZM186 52V53H185ZM46 53V54H45ZM58 53V54H57ZM87 53V54H86ZM208 53V54H209ZM54 55V56H52V55ZM65 54H64V56H65ZM46 55V56H45ZM52 57H51V56ZM219 55H220V53H219ZM91 56V57H90ZM186 56H187V58H186ZM216 56H218V54L217 55H215V57ZM239 56V55H238ZM3 57V58H4ZM55 57V58H54ZM61 57V58H60ZM105 57H108V55L107 56H105ZM132 57V56H131ZM137 57V58H136ZM134 56V57H132L131 58V61L133 62L132 63V65H130V64H128V65H126V64H119V65H117L116 66V68H115V70L114 71H116L117 70V68H118V73H117V75L115 76L116 78H118L119 77V79H117V80H123L124 81V79H126L123 83H122V85H124V86H126V87H128L127 86V84L130 86L131 85V79H129V78H132V79H134V74L133 73H131V75L129 74V76L130 77H126V76H128L125 72H123V70L124 69H126V68H129L128 66H133V65H136V62H138V60H140V57H138V56ZM215 57H213V58H215ZM253 57H255L254 59H253V62H254V65H255V67L257 66V64L259 65V60H258V58H260L259 56H257V54L256 55H253ZM54 58V59H53ZM139 58V59H138ZM183 58H184V60H183ZM213 58L212 57H210V59L209 58H207V61H208V63L211 65L210 67H208V72H210L211 73V71H212V74H214L215 76H216V78H215V81L216 82H211L210 81V76H209V74H196L195 76H193L192 78H191V80H192V82H191V88L192 89H194L195 91H192L190 94H187V95H189V96H187V95H185L186 97H189V98H192V99H198V96H199V98L201 97V95H206L210 90H211V88H212V86L214 85V84H220L221 85V83H226V81L228 80L227 78L229 77V75H230V73H231V70L230 69H226L225 67H227L228 65L230 66V64H227V63H222V62H220L222 59L220 58V57H217V58H215L214 59V61H213ZM52 59V60H51ZM65 59V58H64ZM110 59V58H109ZM136 59V60H135ZM17 59L16 58H14L13 59V61H12V59L8 62V63H10V64H8L9 66H8V69H11L13 72L15 71V70H17L18 69V67H20V65H18V64H21V63H19V61H16ZM101 60V62H102V64H103V62H104V60H105V58H101L100 59ZM108 60V58L106 59V61ZM189 60V59H188ZM186 61V67L188 68V67H191L193 64H194V57L192 56V57H190V60L189 61ZM210 60H212V61H210ZM218 60H219V62H218ZM14 61H15V63H14ZM56 61V62H55ZM105 61V62H106ZM109 61V60H108ZM107 61V62H108ZM258 61V62H257ZM106 62V63H107ZM213 63V65H212V63ZM14 63V64H13ZM54 63H56V64H54ZM88 63V65H86ZM106 63H104V64H106ZM184 63L185 62H183V63H179V64H182V66H184ZM214 63H216V64H214ZM220 64V66L218 65V64ZM222 64V65H221ZM225 64V65H224ZM22 65V64H21ZM82 65H83V67H82ZM215 65H217L216 67H215ZM227 65V66H226ZM15 66V67H14ZM84 66H86V67H84ZM219 66V67H218ZM222 66H224L223 68H225L226 70H227V72L225 73L224 72V70H223V68H222ZM122 67V68H121ZM136 67V66H135ZM163 67V65H161V66H159V67H157L156 69H155V73H157L159 70L161 71L162 69H160V68H162ZM214 67V68H213ZM16 68V69H15ZM48 68V67H47ZM209 68H211V70L209 69ZM222 68V69H221ZM13 69H15V70H13ZM82 69V70H81ZM120 69H121V71H120ZM189 69V68H188ZM218 70V71H216V70ZM220 69L222 70V71H220ZM11 70H9L10 72H12ZM210 70V71H209ZM213 70H214V72H213ZM8 71V72H9ZM125 71V70H124ZM219 71H220V73H219ZM9 72V73H10ZM78 72V73H77ZM84 72V73H83ZM122 72V73H121ZM224 72V73H223ZM43 73V72H42ZM42 73H40L39 74V76L40 77H36V76H34L33 75V77H32V75L31 76H29L28 77V80H29V82L27 83V84H29V86L31 87V89L33 90V86H35V87H37L38 85L37 84H42V83H45V84H47V79H46V77L44 76V74H42ZM116 73V72H115ZM122 75H121V74ZM215 73H217V74H215ZM220 74V77H219V74ZM201 75H204V76H201ZM78 76V77H77ZM126 78H125V77ZM201 76V77H200ZM3 77V78H2ZM5 76H0V82L1 81H3L2 79H4V81H5V78H4ZM208 77H209V79H208ZM214 77V76H213ZM212 77V78H213ZM217 77H218V79H217ZM35 81H33L32 79ZM44 78V79H43ZM66 77H64V78H62V81L59 83V84H57L55 87L56 88H58L57 86L59 85V89L57 90L56 89V92H55V89H52V90H54V92L52 91L51 92V89L49 90L48 89V87H47V85H44V88H45V92H47L46 93V95H48V96H45L46 98H48L49 100H50V103H52V104H48V106L44 103H40L41 101H43V98L41 97V96H35L34 94V96H32L31 94L32 93H30V92H33V91H31V89H28V87H27V89H25V92H22V94L20 93H18V94H14V97H13V99H15V97H17L15 100H17V102L21 99V98H26V97H28L29 98V96L28 95H31L30 97H31V99H33V102H31V99H30V104H29V107L31 106V107H33V105L35 106L37 103L36 102H39L36 106H37V108H38V106H42L41 108H40V110L42 111H39V108H38V111L39 112H41V114H39V112H38V114L39 115H42V116H40L39 117V115H37V117H38V119L37 120H39V121H37L35 124L36 125H38V127L40 128V129H42V130H40V131H38L39 130V128L37 129V130H35V129H33L34 128V125H32L31 126V124L30 123H28V122H21V116L22 115H26V117H28L27 116V114H28V112H26V111H29L28 110V108H27V105H25L26 107H24V106H17L16 104L15 105H13L14 107L12 108L13 110L15 109V108H17L18 107V109H15V110H17V112L18 111H20V112H16L15 110L14 111H11V115H13L12 116V118L11 117H9V115L8 116H6V117H4L3 116V118L1 117V121H0V138L2 137V138H5V139H3L5 142V144L6 143H8V142H12V140L14 141V142H12V143H14L15 144V146H16V148L17 149H19V150H22V147H24V145L26 146V144L27 143H29L28 144V146L32 143V144H34L35 142H38V144H43L44 142H46V139L49 141V140H55V143L56 144H62V143H65L66 141H67V139L68 138H70L71 139V137L73 138V137H75L76 135L79 137V135H78V133H83V135H82V133L80 134V138H79V140H81L80 142H86V140L88 141V139H86L85 140V138H87L88 136H84V132H85V130H87V127H88V123L86 124H84L83 125V127H80V128H77L76 127V129H74L75 131L72 133L71 132V130L73 131V129H70V132H69V130L67 129V130H65L66 128H69L72 124L71 123H76V122H78V120L77 119H80V121H82V118L84 117V116H87V118H89L90 117V115L89 114H91V112L90 111H88V109H86V107L84 108L83 107V104H84V106H90L89 104H91V102L92 101H79L78 103H77V105H76V108L74 109H71L70 107V109H68L67 110V107H68V104L70 105V104H72V105H70V106H72V107H74L75 106V102L76 101H78V98H79V96H80V93L79 92H81V90H80V86L78 87L79 88V90H77L78 88L76 87L75 88V84H76V86H78V83H75L74 85H72V86H68L69 84H68V82H70V81H67L68 79H65ZM220 78V79H219ZM95 78H90V79H88V80H91V81H95L94 80ZM203 79H205L204 81H203ZM253 79V80H252ZM256 79V80H255ZM30 80H32L33 82L32 83H30ZM71 80V82H72V79H70ZM213 80V79H212ZM220 80V81H219ZM225 80V81H224ZM66 81V82H65ZM74 81H76V80H74ZM127 81H129V82H127ZM151 81H156V80H151ZM149 82V85H151V84H154V82ZM203 81V82H202ZM251 81L253 82V84H256V87H258V85L257 84H259V86L260 87H262L263 85L262 84H264V73H261L260 72V74H258L257 76H254V77H252L251 78ZM41 82V83H40ZM210 82V83H209ZM1 83H3V82H1ZM63 83L66 85H64V86H62L63 85ZM130 83V84H129ZM204 85H203V84ZM35 84V85H34ZM203 86H202V85ZM32 85V86H31ZM43 85V84H42ZM262 85V86H261ZM8 86H10V85H8ZM8 86H6V87H4L3 86V88L2 87H0V112H2L1 111V109H5L6 107H11L12 106V104H10L9 102H8V100L10 99V96H8V92H7V88H8ZM46 86V87H45ZM62 87H64V88H62ZM69 87V88H68ZM121 87H123V86H121ZM195 87V88H194ZM75 88V89H74ZM197 88V89H196ZM199 88V89H198ZM2 89H3V91H2ZM6 89V90H5ZM68 91V92H65L66 90ZM70 89H72V90H74L75 92H77L78 91V93H75L74 91H70ZM166 89V88H165ZM27 90H29V91H27ZM46 90H49V91H46ZM59 90H61V92H62V94L60 95V93L61 92H57V91H59ZM65 90V91H64ZM77 90V91H76ZM166 91V92H165ZM164 91V89H163V92H160V93H157V94H159V95H155L154 96V94H153V97H155V98H157V99H161L162 98V100H164L168 95H169V89H166ZM208 91V92H207ZM5 92H7L6 94V96H5ZM26 92L28 93V94H26ZM71 92H74V93H71ZM4 95H3V94ZM25 93V94H24ZM50 93V94H49ZM63 93H64V95H65V97H64V95H63ZM70 95H69V94ZM122 93H124V95L123 94H121V98H120V100L122 101V103H124V102H126L125 101V99L127 98V97H129V96H131V95H128V93H130V92H127V93H125V92H122ZM196 93V94H195ZM201 93V94H200ZM12 94V95H13ZM37 95L39 94V93H36ZM78 95V96H76V95ZM16 95V96H15ZM49 95H51V96H49ZM52 95H53V98H52ZM59 95H60V97H59ZM176 95H177V97H176ZM175 96H174V98H178L179 97V95L178 94H176ZM193 95V96H192ZM242 95H243V93H240L239 91L238 92H236V93H234V94H232V96H231V104H232V106L230 107V109H231V113H233L234 112V114L235 115H238V113L239 112H246V110L248 109V107H247V103L246 102H242ZM21 96V97H20ZM23 96V97H22ZM73 96V97H72ZM123 96H125V97H123ZM157 96V97H156ZM166 96V97H165ZM244 96V95H243ZM250 96L251 97H254L255 96V94L254 95H251L250 94ZM8 99H7V98ZM33 97H38L37 99H34ZM55 97V98H54ZM59 97V98H58ZM63 97V98H62ZM72 97V98H71ZM75 97H76V99H75ZM164 97V98H163ZM239 97V98H238ZM6 99V100H4V99ZM57 98V99H56ZM64 98H65V100H66V102L64 101V105L62 104H60V101H61V99L62 100H64ZM68 98V99H67ZM71 98V99H70ZM74 98V99H73ZM123 98H125V99H123ZM259 98H261V95L259 96ZM263 98V97H262ZM261 98V99H262ZM72 100V101H70V100ZM128 99V98H127ZM15 100H13V102H15ZM41 100V101H40ZM56 100V101H55ZM239 100V101H238ZM241 100V101H240ZM263 101H262V103H263V108L262 109H264V99H262ZM59 101V102H58ZM229 101V100H228ZM237 101V102H236ZM6 103L5 105H1L2 103ZM20 102V101H19ZM53 102H57V103H59V105H60V108H62V107H64L65 105H67V107L65 106L64 108H66V109H64L63 110V108H62V112H61V110L59 109V106L58 105H53L54 103ZM68 102H71V103H68ZM66 103V104H65ZM68 103V104H67ZM236 103H238V104H236ZM39 104H41V105H39ZM74 104V105H73ZM168 104L170 105L171 104V102L169 101L168 102ZM45 105V106H44ZM50 105L52 106V107H50ZM79 105V106H78ZM5 106V107H4ZM55 106H57V108H55ZM62 106V107H61ZM79 107V112L81 111V113L83 114H81V113H78V107ZM239 106H241V107H239ZM24 107V108H23ZM48 107H50V108H48ZM80 107L84 110H80ZM101 107H102V105H99V106H97V108L95 109V110H97V111H99L98 109L100 108L101 109ZM152 107V106H151ZM245 107V108H244ZM27 108V109H26ZM37 108H36V110H37ZM42 108H43V110H45L44 112L45 113H43V110H42ZM184 108L185 107H181L180 109H182V111L180 110H178V116H179V118H182V116H184L185 114H186V112H185V110H184ZM216 108H218V105L217 106H213V107H211L210 109H205V111L204 110H200V111H198L196 114H194V112H193V114H191V113H189L188 111V109L187 108H185L186 109V111H187V115H190L191 117L189 118V119H191V120H193V116L195 117V115L196 116H198L200 113L201 114H204L205 116H203V117H201V118H199V119H197L198 120V125H202V124H206V126H208V127H210L211 129L209 130L210 132H208V133H206V135H210V136H216V135H220V132L219 131H224V126L226 125L223 121L221 122L222 124H224L223 126H221L220 125V122L219 123H214L213 122V120L212 119H203V118H205V117H207L208 115L210 116L211 114H214L213 113V111H216L217 109ZM241 110H240V109ZM243 108V109H242ZM6 109H8V108H6ZM5 109V110H6ZM25 109H26V111H25ZM47 109V110H46ZM55 109H57L58 111H55ZM147 109H152V108H150V106H147ZM216 109V110H215ZM246 109V110H245ZM49 110H51V111H49ZM60 110V111H59ZM71 110V111H70ZM73 110V111H72ZM184 110V111H183ZM211 110V111H210ZM22 111H25V112H23V113H21ZM65 111V112H64ZM74 111H75V114H74ZM77 111V112H76ZM88 111V112H87ZM260 111V110H259ZM263 111V110H262ZM36 112V111H35ZM46 112H47V114H46ZM57 112V113H56ZM66 112H73V115H70V113L68 114V113H66ZM181 112H182V114H181ZM204 112V113H203ZM251 112V111H250ZM253 112V111H252ZM251 112V113H252ZM255 112V111H254ZM14 113V114H13ZM15 113H17L16 115H15ZM25 113V114H24ZM49 113V114H48ZM56 115H55V114ZM64 113L65 114H67V115H65V116H67V117H64V118H62V116H64ZM76 113H78V114H76ZM88 113V114H87ZM230 113V112H229ZM237 113V114H236ZM18 114H20V115H18ZM44 114L46 115V116H44ZM59 114V115H58ZM62 114V115H61ZM87 114V115H86ZM180 114V115H179ZM240 114V113H239ZM242 114V113H241ZM253 114V113H252ZM262 114V113H261ZM1 115H2V113H1ZM4 115V114H3ZM58 115V116H57ZM77 115V116H76ZM82 115V116H81ZM193 115V116H192ZM207 115V116H206ZM262 115H264V112H263V114ZM54 116H56V117H54ZM71 116V117H70ZM75 116V117H74ZM8 117V118H7ZM43 117V118H42ZM46 117V118H45ZM74 117V118H73ZM189 117V116H188ZM7 118V119H6ZM16 118H19V119H16ZM53 118H55V120L54 121H56V122H51L52 120L51 119H53ZM56 118H58L59 120H61L60 122L61 123H59V122H57V121H59L58 119L56 120ZM72 118V119H71ZM174 118H175V115H174ZM4 119V120H3ZM20 120V122H18V121H16V120ZM44 119V120H43ZM51 121H50V120ZM72 121H71V120ZM74 119H75V121H74ZM98 119V118H97ZM196 119V118H195ZM200 119H202V120H200ZM13 120V121H12ZM183 120L184 119H182L181 121H182V123H184L185 121H187V122H185L186 124H188V122L189 121H191V120H185L184 122H183ZM200 120V121H199ZM47 121H48V123H47ZM62 121H64V122H62ZM66 121V122H65ZM193 121H196V120H193ZM193 121H191V122H193ZM206 121H207V123L209 124H207L206 123ZM10 124H9V123ZM15 124H14V123ZM51 122V123H50ZM68 122H70L69 123V125H67V123ZM191 122H189V123H191ZM201 122V123H200ZM3 123H4V125H3ZM7 123V124H6ZM13 123V124H12ZM24 124V126H23V124ZM57 123V124H56ZM180 124L179 125H181V122H179ZM22 124V125H21ZM26 124V125H25ZM45 124V125H44ZM64 124H66V126H65V128H63L64 127ZM71 124V125H70ZM212 126H211V125ZM5 125H6V127H8V125H14L13 127H15V128H11L10 127V130H8V132H7V128H5ZM21 125V126H20ZM41 125H43V126H45V128L44 127H42ZM56 125V126H55ZM63 125V126H62ZM214 125H216L215 127H214ZM18 126H20V127H18ZM47 126H48V128H47ZM55 126V127H54ZM74 126V125H73ZM203 126H205V125H203ZM17 127H18V129H17ZM51 127V128H50ZM60 127V128H59ZM226 127H227V125L225 126V129H226ZM45 130H44V129ZM63 130H65V131H63ZM71 128V127H70ZM222 128V129H221ZM240 128V129H239ZM239 128H237V129H239V130H237V129H232V131L233 132H236V134H238L239 136L241 135V137L243 138V135L242 134H244L245 136L244 137H247L246 135H250V134H252V136H251V138L253 137V134L255 135L256 133V131L254 132V129H251V131L249 130L250 128H248V127H243V128H241V127H239ZM248 128V129H247ZM5 129V130H4ZM242 129V130H241ZM244 129H246V130H244ZM2 130V131H1ZM3 130H4V132L6 131V133H4L3 132ZM35 130V131H34ZM55 130H57L58 131V133L55 131ZM59 130H60V132H64L62 135H61V133L59 132ZM83 130H84V132H83ZM217 130V131H216ZM249 130V131H248ZM252 130H253V132H252ZM43 131H45V132H43ZM47 131H48V133H47ZM53 133H52V132ZM14 132V133H13ZM36 132V133H35ZM38 132V133H37ZM40 132H42V133H45L47 136L49 135V138H45L46 136H42V138H41V133ZM49 132H51V133H49ZM65 132H69V133H71V134H69V133H67V135H65L66 133ZM211 132H212V134H211ZM216 132V133H215ZM218 132V133H217ZM252 132V133H251ZM58 134V136L57 135H55L56 137H52L51 136V134L54 136V134ZM60 133V134H59ZM240 133V134H239ZM261 134L260 135H262V136H259V137H257L256 135V141H255V138L252 140L251 138L249 139V140H246V139H242V138H240L239 139V137L237 138V136H234L233 138L235 139H233L234 141H229L230 143L229 144H227L226 145V143H228V141L227 142H225L224 141V152L226 153H232V148L235 146L236 147V144L237 145H239V143H244V141H248V142H245L246 144H244L245 145V147L246 148H250V147H255L254 145H256V144H258V143H261L262 141H264V129H263V131H261L260 132ZM40 134V135H39ZM44 134V135H45ZM1 135H3V136H1ZM43 135V134H42ZM61 135V136H60ZM65 135V136H64ZM60 136V137H59ZM65 138H64V137ZM67 136V137H66ZM76 136V137H77ZM212 136V137H213ZM249 136V137H250ZM254 136V137H255ZM18 137V138H17ZM26 137V138H25ZM59 137V138H58ZM75 137V138H76ZM217 137V136H216ZM2 138H1V140H2ZM17 138V139H16ZM52 138V139H51ZM54 138V139H53ZM60 139V140H62L61 142H60V140H58V139ZM62 138V139H61ZM18 139H19V141H18ZM20 139H22V141L20 140ZM31 139V140H30ZM38 139V140H37ZM42 141H41V140ZM43 139H44V141H43ZM57 139V140H56ZM232 139V138H231ZM8 142H7V141ZM34 140H35V142H34ZM40 140V141H39ZM230 140V139H229ZM252 140V141H251ZM47 141V142H48ZM56 141H58V142H56ZM68 141H69V139H68ZM242 141V142H241ZM41 142V143H40ZM45 143V144H48V143H50V142H48V143ZM250 142H251V145H250ZM87 143V142H86ZM249 143V144H248ZM256 143V144H255ZM37 144V143H36ZM55 144V145H56ZM240 145H242V146H244L243 144H240ZM247 145V146H246ZM250 147H249V146ZM31 146V145H30ZM58 146V145H57ZM228 148H227V147ZM60 147V146H59ZM59 147H57V149H55L54 150V148H56V146L54 147V148H52V149H47L46 151H42V150H40L39 152H33L32 153V151H30L29 150V154L27 153V155H26V157L24 158V159H22V160H17V162L15 163V165H13V167L15 168V170L17 169V172H14V170H12L13 169V167L11 166V168H7V167H2L5 171V173H7V171H9L8 173H7V175H5V173H4V175L3 176H5V178L3 177V176H0V181L2 182V181H5L6 182V180L8 179V177L10 176V174H11V171H13L12 173L14 174V176L17 174V176H16V181H15V179H14V181H13V183H17V184H13L12 182H10V183H8V186H9V188H10V185H11V192H13L14 191V189L16 190L15 192H16V194H19L18 196H16L15 197V195H14V197H11L12 198V200L13 201H15V203H17V207L16 208H14L13 209V207H10L9 208V206L7 205V202H9V201H7V200H4L3 202H0V204H1V206H0V208H2V210L1 211H5L6 210V208H7V206H8V210L7 211H5L6 213H4V216H2L3 218H2V221L4 222V224H8V226L11 228H14V227H19L20 225H22L23 226V224L25 225L26 224V226H23V227H25L24 229H25V233H28V237L26 236V238H28L27 240H26V238H25V240L23 239L22 240V242H24V241H26L27 243H26V247H25V245H24V243H22L21 241H18V245L20 244L21 246H23V248H21V246L19 245H17V251H16V249H15V253H13V260L17 263V264H59L60 262V258L59 259H57V256H56V254L55 253H57L58 254V252H59V250H61L62 249V247L61 246H67V245H69V246H67V248H70V246L71 245H75V242H77L76 240L78 239V236L79 235H83L82 237L80 236V238L79 239H82L81 241L82 242H84L85 244H86V242H91V245H92V248L93 249H95V248H99L98 250H100V249H102L103 248V246H104V248H103V251H105V249L107 248V249H109V251H113V253H116L115 251V249H113V247L114 248H116L117 246H119L122 242L121 241H123V239H125L127 236H128V238L127 239H125V240H128V239H130V238H132L134 235L133 234H135V232L136 231H139L138 230V228H133V226H131V227H129V233L128 232H126V231H128L127 229L125 230V232L126 233H124L123 232V234L122 233H120V230H119V234H118V232L116 231V230H118V228L117 227H120V226H122V219H121V222H120V220H116V222L118 221L120 224H118V222H117V227H116V222H115V224H114V229H113V227H112V225L111 224H113L111 221H109V222H111V223H109L108 224V222L106 221L107 219H105L104 218V220L102 219V220H99L100 218H97V217H101V218H103L102 216H101V212H102V209H100L101 210V212H100V210H99V212L96 210V205L97 204H95L94 203V201H93V199L90 197L91 195V193H92V191H89L90 192V194H89V192H86L85 194H84V196H83V193L81 194H78V190H79V188H77V187H73V186H69V185H66L64 182H63V180H62V178H60V177H58L57 178V176H54V178H53V176H51V177H47V178H45V181H44V179H42L41 178V176H40V178H41V181L43 180V182H41V184L42 185H40V182L38 181V179H40L39 178V172H40V175H42L43 173H44V170L45 171H49L48 169H47V167H51V169H52V166H49L50 164H48V166H47V164H45L44 162L46 161V159L48 158V157H52V158H54L55 157V159H59L60 157H62L61 155H62V151L60 150V148ZM245 147H241V148H244V150L246 149ZM240 148V150L238 149V150H236L235 152H234V157H236V158H239L240 157V155L239 156H237L238 155V153H239V151L241 152V154L243 155V152H244V150H242ZM28 149H30V148H28ZM226 149V150H225ZM234 149V148H233ZM51 150H52V153H51ZM57 150V151H56ZM229 150H231V152L229 151ZM42 151V152H41ZM56 151V152H55ZM237 151H238V153H237ZM31 152V153H30ZM58 153V154H57ZM240 154V153H239ZM5 155H6V153L3 151V153H2V150H1V152H0V157L1 158H4L5 157ZM214 156L216 157V159H217V157H218V154L216 153V154H214ZM211 157L210 156V158H212V161L215 159V157ZM59 157V158H58ZM214 158V159H213ZM264 158V157H263ZM90 159V160H89ZM88 160H86V161H83L82 163H81V165H80V170H83V169H85L86 167H88L89 166V164L91 163V158H89ZM206 159V158H205ZM204 159V160H205ZM207 159H208V163H209V165H211V159H209V156H207ZM233 158H231V160H232ZM211 162H210V161ZM264 160V159H263ZM206 161V160H205ZM215 161V160H214ZM216 162V161H215ZM215 162H213V163H215ZM259 162H261V159L259 160L258 159V161H257V159H256V157H255V159H253V160H251V163L249 162V164H251V165H256V164H258ZM199 163V162H198ZM42 164L43 165H45V167L44 166H42ZM202 164V162H200V164L199 165H201ZM87 165V166H86ZM29 168H28V167ZM42 166V167H41ZM10 167V166H9ZM35 168V170H34V168ZM37 167V168H36ZM2 168H1V170H2ZM23 170H22V169ZM25 168V169H24ZM33 168V171H31V169ZM40 168V169H39ZM41 168H42V170H41ZM7 169V170H6ZM38 169V170H37ZM211 169V168H210ZM216 169V168H215ZM24 170H27V172H25ZM37 170V171H36ZM41 170V171H40ZM23 171V172H22ZM35 171V172H34ZM213 172H214V169H213ZM212 172V173H213ZM219 172H220V170H219ZM22 173V174H21ZM37 173V174H36ZM216 174H219L218 172L216 173ZM220 174H221V172H220ZM223 174V173H222ZM9 175V176H8ZM38 175V176H37ZM13 176V177H14ZM42 176H46V174L44 175H42ZM217 177H218V175H216ZM12 177V178H13ZM215 177V176H214ZM217 177H215V179H217V180H220V177L219 178H217ZM15 178V177H14ZM39 182V183H37V181ZM222 180H224V179H222ZM222 180H220L221 182H222ZM54 181V182H53ZM58 181V182H57ZM21 182V183H20ZM219 182V181H218ZM221 182H220V185H221ZM12 183V184H11ZM43 183H45V184H43ZM10 184V185H9ZM26 186H25V185ZM29 184V185H28ZM38 186H40V187H38ZM215 184V183H214ZM36 185V186H35ZM45 185V186H44ZM237 185V184H236ZM236 185H234L233 186V184H231V185H229V186H226V188L227 189H225V187L222 189V191H218V195H219V197L221 196V198H220V200L223 202H220L219 204H221V206L218 204V202H217V204H218V207H217V210L219 209V211L221 212V216L222 215H224V213H223V211H225V215H224V217H221L220 215L219 216H216L215 218H214V221L216 222V223H218V224H221L222 225V223H223V225H226L230 230L232 229H234L233 230V232H237V233H240V237L242 236V238H246V237H249V234H248V230H249V232H251V233H253V234H255L254 233V231L253 230H255V232L256 233H258L259 232V230L261 231V230H263V226H264V221H260V223H257V224H255V225H253L252 227H250L249 229H247V231L242 227L243 225H244V223H242L243 222V220L244 219H242V221L239 223V224H237V223H232L230 220H232V219H236L237 217V220L236 221H240L239 220V218L241 217V216H245V218H247V212L251 209V207H254L255 209H256V207L257 206H259L258 204L261 202L262 204V206L264 205V202L262 201V200H264V199H262L263 198V196H264V189H262L261 187H259L260 185H255V183H254V185H252L251 187V189L250 190H248L249 188H247V189H245V186H236ZM15 188H14V187ZM24 186V187H23ZM30 188H29V187ZM230 186H231V188H230ZM20 187V188H19ZM35 187V188H34ZM255 187V188H254ZM12 188H14V189H12ZM25 188H27L26 190H25ZM111 188H113V187H111ZM222 187L220 186V188H219V190L221 189ZM234 188V189H233ZM257 188V189H256ZM259 188H261L260 190H262V193L260 194L261 196H260V198H259V196H257V197H255L256 199H253V198H251V197H248V199H246L247 198V196L246 197H244L245 196V194H249V193H251V194H253L251 191L252 190H259ZM225 189V190H224ZM230 189V190H229ZM244 189H245V192H244ZM19 190V191H18ZM224 190V191H223ZM247 190V191H246ZM24 191V192H23ZM63 191V192H62ZM72 191V192H71ZM93 191H95V192H93V193H96L97 192V194H99V193H101L102 194V192H101V189H93ZM18 192V193H17ZM20 192H23V193H20ZM99 192V193H98ZM219 192L221 193V194H219ZM76 193V194H75ZM92 193V194H93ZM244 193V194H243ZM62 194H64L65 196H68V194L69 195H74V197H72V199H70L71 197H68V198H61V197H63L62 196ZM87 194H88V197H87ZM96 194V195H97ZM226 195L227 197H225V196H223V195ZM61 197H60V196ZM95 195V194H94ZM38 196V197H37ZM41 196V197H40ZM58 196V197H57ZM230 196V197H229ZM34 197V198H33ZM86 197H87V199H86ZM232 197H234V198H232ZM236 197V198H235ZM238 197V198H237ZM240 197H244V199L243 198H241V200L239 199ZM15 198V199H14ZM23 198H24V200H23ZM41 198V199H40ZM59 198V199H58ZM230 198H232L231 200H230ZM251 198V199H250ZM259 198V199H258ZM20 199V200H19ZM35 199V200H34ZM48 199V200H47ZM61 199H62V201H61ZM68 199V200H67ZM90 199V200H89ZM225 199V200H224ZM228 199V200H227ZM236 199V200H235ZM9 200H11V199H9ZM19 200V201H18ZM33 200V201H32ZM44 200V201H43ZM47 200V201H46ZM249 200H251V201H249ZM253 200L254 201H256V202H253ZM0 201H2V199L0 200ZM6 201V202H5ZM18 201V202H17ZM70 201V202H69ZM92 201V202H91ZM237 201V202H236ZM241 201V202H240ZM6 204H5V203ZM12 202V201H11ZM228 202H230V204H228ZM251 204H250V203ZM23 203V204H22ZM25 203H26V205H25ZM31 203V204H30ZM40 203V204H39ZM68 203H70V206H69V204ZM74 203H75V207H74ZM254 203H255V205H254ZM2 204H5L4 206L2 205ZM9 204V203H8ZM38 204V205H37ZM85 204V205H84ZM217 204L215 205V206H217ZM222 204L223 205H225V206H227L228 208H226L225 206H222ZM20 205V206H19ZM30 205V206H29ZM83 205V206H82ZM261 205L259 206V208L261 207ZM24 208H23V207ZM72 206V208H70ZM214 206V207H215ZM251 206V207H250ZM3 207H4V210H3ZM6 207V208H5ZM19 207V208H18ZM73 207H74V210H73ZM80 207V208H79ZM95 207V208H94ZM223 207H225V208H223ZM234 207H236V210H235V208ZM241 207H243V208H241ZM28 208V209H27ZM259 208H257V209H259ZM263 208H264V206H263ZM18 209V210H17ZM65 209V210H64ZM69 209V210H68ZM79 209H80V211H79ZM97 209H99L98 207H97ZM221 209V210H220ZM231 209H233V210H231ZM255 209H252L253 211L255 210ZM255 210L256 212L258 211V210ZM24 210V211H23ZM71 210V211H70ZM78 210V213H76V211ZM235 210V211H234ZM248 210V211H247ZM250 211V212H253V211ZM260 210H262V207L260 208ZM12 211H14L13 213H12ZM17 211H18V213H17ZM20 211V212H19ZM30 211V212H29ZM228 211V212H227ZM238 211V212H237ZM10 212V213H9ZM98 212V213H97ZM233 212V213H232ZM245 212V213H244ZM11 214V215H9V214ZM20 213V214H19ZM60 213H62V214H60ZM70 213V214H69ZM73 213V214H72ZM233 215H231V214ZM244 213V214H243ZM8 216H6V215ZM14 214V215H13ZM77 216H76V215ZM30 215V216H29ZM72 215V216H71ZM81 215V216H80ZM9 216H11V217H9ZM25 216V217H24ZM27 216V217H26ZM68 216V217H67ZM79 216V217H78ZM97 216V217H96ZM230 216V217H229ZM232 216V217H231ZM45 219H44V218ZM63 217V218H62ZM28 218V219H27ZM42 218V219H41ZM228 218V219H227ZM244 218V217H243ZM14 219V220H13ZM18 219V220H17ZM23 219H24V221H23ZM34 219H35V222H34ZM38 219H39V221H38ZM61 219V220H60ZM70 219V220H69ZM96 219V220H95ZM5 220V221H4ZM11 220V221H10ZM46 221V223H45V221ZM7 221H9V222H7ZM41 221V222H40ZM59 221V222H58ZM63 221H65V225H64V222ZM69 221V222H68ZM219 221V222H218ZM228 221V222H227ZM0 222H1V219H0ZM3 222H1L0 224H3ZM6 222V223H5ZM13 222V223H12ZM18 222H21V223H18ZM40 222V223H39ZM48 222V223H47ZM51 222V223H50ZM61 222V223H60ZM107 222V223H106ZM262 222V223H261ZM10 223V224H9ZM15 223H17V225H19V226H17ZM44 223H45V225H44ZM3 224V225H4ZM52 224H53V226H52ZM55 224V225H54ZM70 224V225H69ZM73 224V225H72ZM233 224H235V225H233ZM241 224V225H240ZM261 224V225H260ZM47 225L48 226H50V227H47ZM60 225V226H59ZM110 225V226H109ZM118 225H120V226H118ZM263 225V226H262ZM21 226V228H23ZM29 226V227H28ZM38 226V227H37ZM44 226H46V227H44ZM70 226V227H69ZM1 227H3L2 225H1ZM7 227V226H6ZM8 227V228H9ZM28 229H27V228ZM62 227V228H61ZM69 227V230L67 229V228ZM104 227H106V228H104ZM147 227V228H146ZM164 227V226H163ZM163 227H156L155 228V231H151V228H152V224H151V226L150 225H148V226H145V228H143V229H145V230H143L144 232H147L146 230H148V232L149 233H151L150 235H148L147 237L148 238H154L155 236V240L153 239H151L150 241H151V243L154 245V243L153 242H155V245L153 246V250L151 251H149L148 253H146L145 254V256H143V258L144 259H147V260H149V261H147V263L146 264H170V263H173V264H175L176 263V261L175 260H177V257L174 259V260H168V253L166 252L165 253V255H164V257H166V258H164L163 260H161L160 261V257L161 256H158V254H160V253H158L159 251H158V249H157V247L158 246H163L161 243H165V241H163V239L164 240H166V235H167V233H166V229L164 230V228ZM257 227H259V228H256ZM46 228V229H45ZM55 228V229H54ZM65 228L68 230V232H67V230H65ZM71 228V229H70ZM100 228H102V229H100ZM110 229V231H112V230H114V231H116L117 233L116 234H118L117 236L115 235V232H108V230ZM115 228H116V230H115ZM132 228V232L130 231V229ZM162 228V229H161ZM244 230H243V229ZM251 228H252V231H251ZM262 228V229H261ZM107 229V230H106ZM150 229V230H149ZM156 229H157V231H156ZM27 230V231H26ZM51 230V231H50ZM65 230V231H64ZM100 230H102V231H100ZM134 230H136V231H134ZM142 230V229H141ZM160 231V233H159V231ZM236 230V231H235ZM257 230V231H256ZM56 231V232H55ZM70 231H71V233H70ZM102 232V233H100V232ZM105 231H107V234H105L106 232ZM122 231V230H121ZM124 231V230H123ZM134 231V232H133ZM142 231V232H143ZM151 231V232H150ZM239 231V232H238ZM43 232V233H42ZM48 232V233H47ZM60 232V233H59ZM64 232V233H63ZM105 232V233H104ZM148 232H147V234H148ZM154 232V233H153ZM157 232V233H156ZM263 232H264V230H263ZM55 233H57V234H55ZM86 235H84V234ZM94 233V234H93ZM100 233V234H99ZM131 233V234H130ZM152 233H153V235H152ZM162 233H163V235H162ZM244 233V234H243ZM250 233V235H252ZM39 234V235H38ZM44 234V235H43ZM46 234H48V235H46ZM97 234H98V236H97ZM102 234H104V235H106V237H104V235H102ZM111 234V235H110ZM113 234V235H112ZM126 234V235H125ZM161 234V235H160ZM242 234V235H241ZM25 235H27V234H25ZM52 235V236H51ZM62 235H63V237H62ZM122 235V236H121ZM132 235V236H131ZM136 235V234H135ZM157 235H159V236H157ZM244 235V236H243ZM258 235V234H257ZM30 236H32V237H30ZM57 237V236H60V238H59V240H61L60 241V244H61V246H55L54 244H53V242L51 241V238H53V237ZM66 236V237H65ZM90 236V237H89ZM107 236H109V238L107 237ZM113 236V237H112ZM126 236V237H125ZM144 236V235H143ZM151 236H153V237H151ZM1 237V236H0ZM30 237V238H29ZM36 237V238H35ZM55 237V238H56ZM102 237V238H101ZM130 237V238H129ZM258 237V236H257ZM261 237V238H260ZM260 237H258L257 238V240L260 238V240H258L259 242L260 241H263L264 242V237L263 236H260ZM33 238V239H32ZM46 238V239H45ZM50 238V239H49ZM108 239L107 241L105 240V239ZM110 238H111V240H110ZM143 238H145L146 239V236L145 237H143ZM158 238V239H157ZM31 239H32V241H31ZM47 239H49V240H47ZM85 239V240H84ZM115 239V240H114ZM145 239H143V240H145ZM224 238H222L221 239V243L223 242V241H225V239L223 240ZM35 240H37V241H35ZM38 240H40V241H38ZM45 240V241H44ZM100 240V241H99ZM104 240V241H103ZM29 241H31V242H29ZM51 241V242H50ZM81 241H79V242H81ZM106 241V242H105ZM110 241H112V243L110 242ZM115 243H114V242ZM129 241V240H128ZM146 241H148V239L146 240ZM160 241H161V243H160ZM29 242V243H28ZM39 244H38V243ZM42 242V243H41ZM97 244H96V243ZM103 244H102V243ZM142 242H145V241H142ZM158 242H159V244H158ZM74 243V244H73ZM93 243V244H92ZM108 243H109V245H108ZM124 243V245H125V243H126V241L125 242H123ZM123 243L121 244V246H123ZM148 243H150V242H148ZM150 243V244H151ZM23 244V245H22ZM29 244V245H28ZM41 244V245H40ZM96 244V245H95ZM105 244H107L106 246H105ZM156 244H158V245H156ZM36 245V246H35ZM101 245H102V247H101ZM27 246H29V248L27 247ZM155 246H156V248H155ZM24 247H25V250H24ZM34 247V248H33ZM72 247V246H71ZM95 247V248H94ZM123 247H125V246H123ZM263 247V246H262ZM92 248L91 249H89V250H87V254H92L93 252H92ZM118 248H122V247H118ZM106 249V250H107ZM111 249V250H110ZM117 249V248H116ZM126 249V248H125ZM155 249H157V250H155ZM259 250H262V248L261 247H259L258 248ZM257 249V251H259ZM57 251V252H56ZM158 251V252H157ZM32 252V253H31ZM92 252V253H91ZM153 252H154V254H153ZM112 253V252H111ZM113 253H112V256H114L113 255ZM183 254V253H182ZM189 255L190 254H193V251L192 252H190V253H188ZM5 255H7L6 253H3V254H1L0 255V260H2L1 259V257L2 258H4L3 259V261L4 260H6V262H7V260L9 259L8 257H9V255H8V257L7 256H5ZM33 255V256H32ZM157 255V256H156ZM181 255V254H180ZM29 256H31V257H29ZM99 256V255H98ZM148 256V258H146ZM191 256V255H190ZM37 257V258H36ZM49 259H48V258ZM54 257V258H53ZM96 257H97V255H96ZM100 257V256H99ZM125 258L124 259H126V256H124ZM159 257V258H158ZM6 258V259H5ZM8 258V259H7ZM30 258H32V260L30 259ZM39 258V259H38ZM42 260H41V259ZM109 258H112V257H109ZM108 258V259H109ZM157 259V261H159V262H156L155 260ZM192 258L194 259L195 258V255L193 254L192 255ZM44 259V260H43ZM94 259H96V258H94ZM97 259H98V257H97ZM96 259V260H97ZM113 259V258H112ZM49 260V261H48ZM53 260V261H52ZM114 260V259H113ZM195 260V259H194ZM39 261V262H38ZM58 261V262H57ZM154 261V262H153ZM171 261H173V262H171ZM175 261V262H174ZM5 262V261H4ZM4 262L2 263V261H0V264H4ZM57 262V263H56ZM109 262H111V260L109 259L108 260V263ZM6 264V263H5ZM61 264H64L63 262L61 263ZM145 264V263H144ZM176 264H178V263H176Z\"/></svg>","mask_w":264,"mask_h":264}]
</instances>
